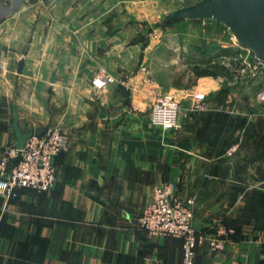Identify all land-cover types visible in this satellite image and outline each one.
I'll list each match as a JSON object with an SVG mask.
<instances>
[{"label":"crops","instance_id":"obj_1","mask_svg":"<svg viewBox=\"0 0 264 264\" xmlns=\"http://www.w3.org/2000/svg\"><path fill=\"white\" fill-rule=\"evenodd\" d=\"M52 1L50 13L70 14L30 40L25 13L45 12L40 3L0 0V159L18 144L16 125L23 134L57 126L70 140L54 160L53 189L0 194V264H183L180 238L138 229L154 188L165 183L194 202L203 237L195 264H264V85L195 79L192 71L230 55L234 47L215 42L221 24L207 25L201 49L191 38L195 24L180 22L190 32L174 48L145 38V29L108 26L103 16L89 22L85 6L71 11L68 0ZM169 49L177 52L170 60ZM102 72L112 82L97 88ZM151 89L182 100L177 128L152 125ZM197 93L208 110L192 109ZM218 224L233 233L214 251Z\"/></svg>","mask_w":264,"mask_h":264},{"label":"built area","instance_id":"obj_2","mask_svg":"<svg viewBox=\"0 0 264 264\" xmlns=\"http://www.w3.org/2000/svg\"><path fill=\"white\" fill-rule=\"evenodd\" d=\"M236 43L234 42L238 54L235 57L222 56V65L239 74L247 71L253 77L264 74V61L252 50ZM148 81L154 84L152 79ZM110 82L111 76L102 72L94 80V85L103 88ZM150 94L152 125L163 130L177 128L182 113L180 102L172 94L156 89H151ZM258 98L264 101V90L259 93ZM208 107L205 94L197 93L192 109L206 111ZM69 147V136L57 126H48L40 133L33 132L22 149H18L16 145L7 147L0 159V194L12 198L20 188H30L40 193L53 189L58 183L54 160L59 154L67 152ZM193 204V200L184 202L178 197L174 184L165 183L154 188L151 203L137 221L138 229L150 236L180 238L183 264H195L196 251L203 240L193 225ZM232 233L233 230L218 224L210 238L212 250H223Z\"/></svg>","mask_w":264,"mask_h":264},{"label":"rangeland","instance_id":"obj_3","mask_svg":"<svg viewBox=\"0 0 264 264\" xmlns=\"http://www.w3.org/2000/svg\"><path fill=\"white\" fill-rule=\"evenodd\" d=\"M56 2H62V0H55ZM202 0H68L66 1V4L70 7L71 11L76 9L78 10V7L80 5L85 6L86 12L83 13L81 16L83 19H87L90 21H96L101 20L103 16V22L110 26L111 24L115 23L116 26H119L121 28L123 25H126L128 23L132 27L136 28L139 27L141 29L137 30L138 32H142V29L146 31L145 38L151 37L153 42H160L162 38L165 40H168L169 43H171L174 48L176 47L177 43H181V38L187 35L188 28L184 25H179L180 22H192L195 24L194 30L191 32V38L193 40H197L199 42V47L201 49H204L207 47L206 38L208 37V33L210 29L208 26L215 24L216 26L221 24V29L216 28L218 33H220L221 38L217 39L215 42L221 45L224 43V45H230L234 48L231 49L230 55L231 57H235L238 53L235 48L234 42H238L237 37L234 34L233 28L230 27L225 21H222L218 23L215 19H207L203 20V25L200 23L201 20H176L168 22L166 21V18L170 16L174 11L178 9H182L184 7L193 5L196 2H200ZM39 4L41 8L45 10L40 11V14L38 13H25V19L27 22L30 23V26L28 29L24 30L27 34H29L30 40H32L33 37H47L49 34V23L53 24L58 23L61 24L65 20V17H67L70 12H63L60 13H50L48 8L55 7V3L52 0H27L26 4ZM71 4V5H70ZM68 10V9H67ZM55 14V15H54ZM79 15L78 13L72 12V15ZM21 17L23 14L20 15ZM207 24H206V23ZM199 24H201L203 27L199 28ZM208 25V26H207ZM198 26V27H197ZM110 32V31H109ZM140 32V33H141ZM19 33H21L19 31ZM190 35V34H189ZM143 37V35H137L138 38ZM223 38V39H222ZM233 38H236L235 40ZM224 39L226 41H224ZM28 40V39H27ZM165 42V41H162ZM226 42V43H225ZM238 44V43H236ZM160 46V45H159ZM42 48V51L44 53H48L49 49H53L50 46H40ZM57 48V51H61L64 46H55ZM33 46H31L30 42L28 45H25L23 52L28 53L31 51ZM56 51V52H57ZM164 56H169L170 59H173L172 57H175L176 53L175 51H172L169 49V55L166 53L165 50L161 52ZM234 55V56H233ZM228 56V55H227ZM220 60V63L222 64V60ZM218 63L219 65H221ZM203 64V63H201ZM183 70V69H182ZM179 71V73L182 72ZM223 75L224 81L227 84L232 85H246L247 87H251L255 84H263L264 85V74H259L256 77H253L248 71L244 72L242 74L235 73L234 70L229 71L227 73H220V75ZM234 74V76H232ZM164 92V91H163ZM167 92V91H166ZM169 93V92H167ZM171 94V93H170ZM173 95V94H172ZM174 96V95H173ZM175 97V96H174ZM181 104V111H182V100L178 99V97H175Z\"/></svg>","mask_w":264,"mask_h":264},{"label":"water","instance_id":"obj_4","mask_svg":"<svg viewBox=\"0 0 264 264\" xmlns=\"http://www.w3.org/2000/svg\"><path fill=\"white\" fill-rule=\"evenodd\" d=\"M196 19L225 21L238 42L264 61V0H202L174 11L166 21ZM15 129L17 148L22 149L32 133H21L17 125Z\"/></svg>","mask_w":264,"mask_h":264},{"label":"trees","instance_id":"obj_5","mask_svg":"<svg viewBox=\"0 0 264 264\" xmlns=\"http://www.w3.org/2000/svg\"><path fill=\"white\" fill-rule=\"evenodd\" d=\"M192 71L195 79L202 76L217 77L220 73H227L225 66L219 64L195 66Z\"/></svg>","mask_w":264,"mask_h":264}]
</instances>
